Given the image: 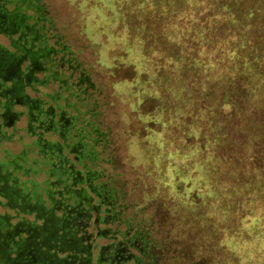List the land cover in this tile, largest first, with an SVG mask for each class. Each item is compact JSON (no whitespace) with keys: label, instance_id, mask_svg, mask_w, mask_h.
Wrapping results in <instances>:
<instances>
[{"label":"rangeland","instance_id":"obj_1","mask_svg":"<svg viewBox=\"0 0 264 264\" xmlns=\"http://www.w3.org/2000/svg\"><path fill=\"white\" fill-rule=\"evenodd\" d=\"M158 1L163 2V14L155 10L151 0H37L35 8L40 11L35 14L44 19L51 37L49 45L59 49L57 61L62 55L71 58L73 64H66L70 69L64 68L65 76L71 74L75 82L82 73L89 78L81 88L89 95L87 105L97 106L95 121L108 138L106 152L113 153L109 154L113 163L105 171L116 194L115 209L128 218L136 215L138 207L146 208L152 235L150 251L157 255L158 264H182L181 257L186 264H219L214 246H218L216 250L223 247L220 257L226 264H234L229 263V255L240 258L243 264H259L264 254L263 226L257 225L262 220L258 215L262 200L255 193L245 207V198L236 222L228 219L229 210L224 211L226 205L220 203L225 199L213 197L228 185L216 178L218 171L229 168L228 157L217 161L213 151L228 150L231 142L235 146L241 140L251 149V143L240 136L245 121L255 131L264 129V69L244 64L247 58L250 64L256 63L262 55L264 0ZM229 7L234 13L246 12L244 20L253 12L252 22L258 25L245 22L236 28L235 22L227 21ZM198 21L203 23L201 29L196 28ZM135 23L138 30L160 39L150 44L151 56L161 50L168 58L163 65L169 72L162 77L153 76L156 69L144 57L139 37L132 34ZM234 33H241L244 39L239 41L249 37L243 50L237 49V55L242 53L243 57L240 71L250 74L244 80L238 79L232 66L237 45ZM0 45L11 48L6 34L0 33ZM44 75L37 73L38 78ZM32 87L26 89L31 98L54 92L55 85L46 88L34 83ZM227 93L235 105L226 100ZM13 109L26 110L20 103ZM4 128L10 136L1 151L9 157L20 154L24 145L35 139L27 117ZM259 135L261 139L255 136L253 146L264 151V130ZM49 137L58 139L57 134ZM245 164L249 171L248 162ZM44 178L43 173L36 177L39 181ZM215 203L221 206L220 214L213 210ZM158 207L161 212L155 214ZM243 207L248 214L243 215ZM206 214L218 218L220 225ZM116 226L117 221L111 224ZM217 231L219 239L215 238Z\"/></svg>","mask_w":264,"mask_h":264},{"label":"trees","instance_id":"obj_2","mask_svg":"<svg viewBox=\"0 0 264 264\" xmlns=\"http://www.w3.org/2000/svg\"><path fill=\"white\" fill-rule=\"evenodd\" d=\"M150 3L157 12L161 11L163 14V2L151 0ZM167 3L166 6L168 7L170 2L167 1ZM23 8L21 5L19 9L14 7L12 10H8L13 14L18 10L24 11L25 8ZM226 11L230 12L226 13L227 18L230 19L227 21L235 22L236 28L237 26H242V23L245 24V22L251 26L258 25L257 22H252L253 12L249 15L250 19L244 20V13L247 17L246 12L242 11L238 13L240 11L238 10V12L235 11L236 13H234V10L230 7ZM156 19L161 20L159 16ZM1 20L0 18V22ZM230 22V28H234L231 26L232 22ZM129 26L131 25L129 24ZM198 26L201 29L203 23L198 21L196 28ZM132 27L133 32H130L134 34V38L139 37L144 57L151 61L152 67L156 69V73L153 76L157 74V77H162L167 74L169 68L163 65L168 63L167 56L161 55V50L159 52L155 50L154 55L151 56L152 45L150 42L154 40L159 41L160 39L155 35L151 38L149 36L151 33L138 30L139 27H137L136 23L132 24ZM128 29L131 30L130 28ZM0 33L5 34L4 32L2 33L1 29ZM234 34V42L237 45L233 50L232 59L236 61L232 66L238 72V79L244 80L250 77V74L240 71V69H243L240 65L243 64V57L242 53L241 56L237 55V49L240 47L243 50V43L248 41L249 37L244 41H239L244 39L240 35L241 33ZM199 36L201 37L202 35L200 34ZM195 42H198V40H195ZM13 43H11V48L8 47L7 49L10 52H22L21 43L16 41ZM138 47L140 46L138 45ZM261 54L256 63L250 64L251 61L247 58L248 62L246 63L245 60V66L250 65V68L254 66L253 69L260 67L263 70L264 45L261 49ZM28 58L24 60L21 68L26 65L25 62H32L30 60L32 56ZM7 82L10 84L11 81ZM232 83L235 82L232 81ZM225 95L226 100L231 102L230 104H236L233 96L228 93ZM7 106L6 100L3 109H6ZM75 106L77 112L81 111L82 105ZM87 108L91 114L89 116V112H85L89 117H83V120L78 124H81V126H77L78 128L74 127L76 124L74 122L67 131L64 130L66 141L70 142L74 140L76 143L75 149L70 155L74 156L77 160L75 162V170L82 176V180L78 181V183L84 188V192H78V194L64 192L65 190L62 188L60 180L70 176L68 174H72L73 171L71 169L67 171L64 168L65 165L59 161L61 158L59 150L46 147L45 142L42 140H35L29 144H25L22 152L13 157V160L17 159V164L22 167H31L33 170H37V173L26 175L22 173L19 176V183L17 185L19 193L17 195L14 193L15 190L6 189L5 186L12 188L16 187V185L11 180H8L7 184L4 182L6 176L3 175H5L6 170L3 167V163L5 162L4 157L6 153L1 151V145L7 139L5 140L0 137V153H3L4 156L0 159V264H7L4 259L5 253L10 258L9 264H158L157 255L152 254L150 251L152 235L148 228L149 221L145 211L146 208L138 207L135 211L136 215L133 213V216L128 218L122 216L121 210L115 209V205L117 204L116 194L112 185L108 183L111 177H108L105 171L113 163L112 156H109V154L113 153L106 152V149L109 147L106 144L108 138L102 130L99 121H95V117L97 116L96 104H91ZM247 125L248 122H243L240 136L244 141L251 143V149H249L247 144H244L246 142L243 143L241 140L235 146L231 142V148L228 150L216 148L213 151L217 161L227 156L229 167L221 171V173L217 172V180H223L221 183H228V185L223 189L217 190L213 197L225 199L220 203L226 205L223 206V210H229L228 219H231L235 223L237 220L235 219L236 214L242 212V208H239L240 204L246 198L245 207H248L250 196L256 193L262 200L261 211L258 214L261 215L262 220L257 225L259 228L263 226L261 232L264 233V151H260L256 145L255 147L253 146L257 142L255 136L260 140L259 133L264 129L258 127L255 131L252 125L249 127ZM60 138V144L64 147V139L61 135ZM253 140L255 143H253ZM79 142L82 144V148L78 147ZM63 152L66 153L67 150L64 149ZM195 160H197L196 157ZM245 161L248 162L249 171L245 170L247 167ZM194 163L197 162L195 161ZM10 169H14V165ZM216 169H219V167ZM21 172L24 171L21 170ZM76 172L72 174V178H78ZM42 173L45 175V178L42 181L37 180L36 177ZM104 178H106L105 182H103ZM71 180L73 182V179ZM224 194H227L230 198L228 196L225 198ZM193 196H197V194L194 193ZM95 199L97 202L94 201ZM245 207H243V215L248 214L244 210L246 209ZM220 209L221 206L215 203L213 207L214 212L220 214ZM159 210L160 207L156 209L155 214L161 212ZM206 217L210 221L220 225V220L215 216L206 214ZM115 221L118 222V226L111 227V224L115 223ZM211 227L214 229L213 226ZM221 227L227 229L224 223L221 224ZM229 227L232 226L229 225ZM7 231L10 232V235L7 234ZM220 235V232L217 231L215 238L219 239ZM6 237L8 239H5ZM11 239L17 240V243L11 242ZM6 241L8 244H6ZM215 247L218 246H214V252L216 251L215 258L219 260L218 263L226 264L221 259L222 255L220 257L223 247L217 250ZM229 257V263L243 264L239 261L241 260L240 258H234L232 255H229ZM215 258L213 256L212 260L216 263ZM181 263L186 264L185 258L181 257ZM259 264H264V254Z\"/></svg>","mask_w":264,"mask_h":264},{"label":"flooded vegetation","instance_id":"obj_3","mask_svg":"<svg viewBox=\"0 0 264 264\" xmlns=\"http://www.w3.org/2000/svg\"><path fill=\"white\" fill-rule=\"evenodd\" d=\"M36 1L0 0V18L2 19L0 29L11 40L10 43L14 44L13 42L15 41L21 43L22 51L19 53L10 52L6 47L0 46V108L2 109L0 118L3 119L5 117L4 122L2 120L0 123V137L6 140L10 136L4 126L11 127L19 119L27 117L28 129L35 135L33 141L42 140L45 142L46 147L58 149L61 154L59 161L65 165L64 168L67 171L71 169L73 174L76 172L75 162L77 160L70 153L74 151L76 143L74 140L67 142L64 138V133L74 122H76L74 127L78 128L81 126V124L78 125L79 122L83 120V117L87 118L85 112H89V116L91 114L89 109L86 108L88 106L86 100L89 95L86 90L81 88L83 84H88L89 78L84 76L85 73H82L79 81L75 82L71 74L69 77L65 76L63 73L64 68L66 66L69 68L73 63L71 58H67L65 54L66 58L62 55L61 59L57 61L59 49L49 45L51 37L44 28V19L42 16L35 14L40 11L35 8L37 7ZM6 3H10L12 9L14 7L19 9L22 5L25 10H18L12 14L8 10L11 8ZM31 10L34 13H31ZM65 50L63 49V52ZM29 56H32L30 59L32 62H25L27 66L21 68L22 63L26 58L29 59ZM38 72H45L46 75L43 78H38ZM7 81H11L10 84ZM34 83H39L46 88L50 87V85H55L56 89L54 88V92L45 93L42 97L31 98L26 93V89L27 87L31 88ZM6 100L8 106L3 109ZM16 103L24 105L26 110L14 111L13 107ZM75 105H82L83 109L77 112ZM51 133L57 134L58 139L52 140L49 137ZM60 135L64 139V147L60 144ZM78 147L82 148L80 142ZM63 148L67 150L66 153L63 152ZM4 159L3 167L6 170L5 175H3L6 176L4 182L7 184L8 180H11L16 185V187L8 188V186H5V188L15 190L14 193L17 195L19 193L17 189L19 176L22 173L25 175L35 174L37 170H33L31 167H22L16 163L17 159L13 160V157H9L7 153ZM12 165H14V169H10ZM21 170L24 172H21ZM72 174L69 173L68 175L71 177L68 176L60 180L61 186L65 190L64 192L77 194L78 192H84V188L78 183V181L82 180V176L79 172H76L78 178H72ZM71 179H73V182ZM7 234L10 235V232L7 231ZM5 239H8V237ZM11 242L16 244L17 240L11 239ZM6 244H8L7 241ZM4 259L9 264L10 258L7 253H5Z\"/></svg>","mask_w":264,"mask_h":264}]
</instances>
